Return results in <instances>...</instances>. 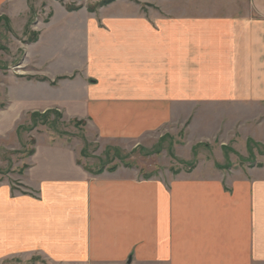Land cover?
I'll list each match as a JSON object with an SVG mask.
<instances>
[{"label": "crops", "instance_id": "0c3cea01", "mask_svg": "<svg viewBox=\"0 0 264 264\" xmlns=\"http://www.w3.org/2000/svg\"><path fill=\"white\" fill-rule=\"evenodd\" d=\"M9 1L0 0V18L11 21ZM146 1L153 7L64 9L82 55L70 72L45 70L29 54L52 12L20 64L28 56L36 69L28 84L69 91L30 104L59 105L107 140L140 137L199 104L264 106V0L174 10ZM11 104L2 129L15 126L24 103ZM60 146L32 155L22 177L32 193L0 184V262L39 254L52 264H264V177L90 175Z\"/></svg>", "mask_w": 264, "mask_h": 264}, {"label": "rangeland", "instance_id": "374dc122", "mask_svg": "<svg viewBox=\"0 0 264 264\" xmlns=\"http://www.w3.org/2000/svg\"><path fill=\"white\" fill-rule=\"evenodd\" d=\"M99 1L20 0L16 7L9 5L14 1L8 2L12 19L10 21L6 17L4 23H0V112L12 106L11 101L15 99L24 104L13 128L2 129L3 123H0L3 133L0 134V184H9L15 192L32 193L24 186L22 177L25 181L36 149H44L49 143L67 145L76 155L77 164L90 175L116 172L162 180L187 176L264 177V106L199 104L173 112L167 123L140 137L107 140L98 138L86 121L77 120L72 113H65L59 105L43 109L41 104H30L65 98L69 91L65 85L51 91L47 87L36 88L28 84L36 69H33L28 56L24 64L20 62L30 43L37 40L40 26L52 12L55 13V21L42 28L38 45L29 47L30 57L31 54L39 55L41 66L45 65V70L52 73L70 72L73 66L79 65L82 55L77 33L71 31L74 22L64 26L68 16L62 11L69 10L67 7L91 8ZM126 1L119 0L117 5H120L115 8H123ZM134 1L142 3L144 8L153 7L146 0ZM150 1L172 10L241 6L239 0ZM98 7L101 6L95 8ZM32 33L37 37L30 42ZM17 74L23 77L19 90L13 85ZM60 78L56 77L54 83ZM31 263L52 264L39 254L12 257L0 262Z\"/></svg>", "mask_w": 264, "mask_h": 264}, {"label": "trees", "instance_id": "16d2710c", "mask_svg": "<svg viewBox=\"0 0 264 264\" xmlns=\"http://www.w3.org/2000/svg\"><path fill=\"white\" fill-rule=\"evenodd\" d=\"M112 1H114V0H101V1H99L97 4H96V6H94V7H91V8H88V10H94L95 9V7H97V6H102V5H107V4H109V3H111ZM69 10H73V9H78L79 8V6L78 7H67ZM0 19H6V18H4V17H1ZM33 34V37L32 38H30L29 39V41L31 42V41H34L35 39H36V35L37 34H35V33H32ZM31 151V150H30ZM30 153H33L32 151L30 152ZM102 170V169H101ZM101 170H99V171H101ZM146 177H148V176H146Z\"/></svg>", "mask_w": 264, "mask_h": 264}]
</instances>
